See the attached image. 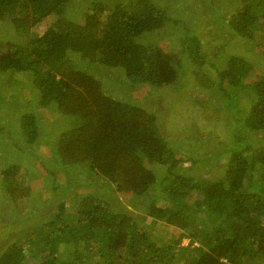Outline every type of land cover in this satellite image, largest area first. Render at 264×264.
Returning <instances> with one entry per match:
<instances>
[{"label":"trees","instance_id":"16d2710c","mask_svg":"<svg viewBox=\"0 0 264 264\" xmlns=\"http://www.w3.org/2000/svg\"><path fill=\"white\" fill-rule=\"evenodd\" d=\"M76 1L85 7L80 21L67 17ZM161 1L183 9L195 5L188 18L192 24L168 16ZM186 1L0 0V23L8 19L14 33L24 38L23 43H9L0 71L46 77L45 87L31 83L25 88L39 94L22 106L20 137L27 144L44 139L36 101L43 109L59 111L71 127L52 146L56 161L67 169L81 166L104 190L129 195L131 210L140 199H149L146 223L171 227L178 235L172 241L154 237L152 228H137L134 212L116 195L104 199L94 193L80 196L68 208L65 201L59 203L53 218L34 223L6 245L0 264H264V70L247 83L254 67L239 55H230L221 68L202 52L200 30L191 27L224 9L225 23L236 35L250 39L249 34H262L254 45L264 57V0ZM195 12L200 15L192 17ZM48 19L51 25L39 32ZM178 28L184 32L177 50L183 63L140 39L144 33L162 36ZM6 39L2 35L0 44ZM75 57L86 67L96 63L117 69L118 80L133 87L175 86L187 72L186 64L200 89H215L223 100L248 94L252 103L241 121L244 133L236 135L241 142L219 165L224 175L213 181L180 174L177 168L184 159L170 153L156 115L104 94L102 82L81 70ZM206 64L214 75L202 69ZM7 115L0 111L1 139L11 127ZM250 131L262 135L258 144L247 142ZM154 165L165 166L164 172L152 170ZM18 170L9 163L1 172V186L15 203L31 192L15 177ZM193 195L196 199L188 202ZM161 197L168 206L157 204ZM184 238L186 246L181 245Z\"/></svg>","mask_w":264,"mask_h":264},{"label":"rangeland","instance_id":"374dc122","mask_svg":"<svg viewBox=\"0 0 264 264\" xmlns=\"http://www.w3.org/2000/svg\"><path fill=\"white\" fill-rule=\"evenodd\" d=\"M181 1L183 2V0ZM206 1L211 2V0ZM166 2L161 1L160 6L164 8L165 13L168 12V16L180 20L181 24H192L188 18H190V7L195 5L189 7L186 4V9H183L177 7L175 3L168 4ZM190 2L189 0L188 3ZM197 3L203 5L204 0H198ZM84 8L78 1L74 2L67 9V17L74 21H80ZM223 10L221 9L219 14L214 12L208 16L202 15L203 23L195 22V26L191 27L193 30H200L198 36L202 40V52L206 53L208 57L210 56L214 60L213 62L217 61L221 68L225 66L230 55H239L250 61L254 67V75L247 79L248 83L264 70V57L258 53L254 45V41L261 40L262 34L259 31L249 34L248 38L250 39L236 35L225 23L229 18L226 11ZM195 14L200 15L199 12H195L192 17ZM51 22V19L46 20L39 27V32H43L46 27L51 25ZM221 22L224 23L223 27ZM0 28L3 33H0V40L2 35L7 37L0 44V57H2L9 55L10 42L23 43L24 38L14 33L8 19L0 23ZM182 30L183 28H178L174 33L167 32L162 36H159L158 33H144L140 39L145 43L160 46L166 53L177 55L183 63V58L177 53L179 40L184 37ZM74 59L81 70L102 82L101 90L104 94L156 115V121L161 126V135L166 139L170 153L181 161L184 159L177 168L180 174L213 181L224 175L225 168L219 165L227 161L230 149H234L241 142V139L236 142V135L244 133L241 121L252 103L248 94L240 92L238 96H231L223 100L215 89L207 91L200 89L193 83L191 70L186 64L184 65L187 72L175 86L157 88L139 85L133 87L128 82L118 80L117 69L99 67L96 63L91 67H86L81 60L76 57ZM81 66L83 67L81 68ZM202 69L214 75V69L208 64L204 65ZM99 74L101 75L99 76ZM45 79L46 77L32 79L26 72L9 71L4 73L0 71V92H3L1 95L4 96L0 111L2 114H9L5 118L10 120L9 124H11V127L10 125L6 127L9 132L3 135L2 139L0 138V252L13 239L17 240L19 234L27 231L34 223L53 218L52 215L56 213L59 203L65 201V207L68 208L69 205L78 201L80 196L94 193L100 194L104 199L107 198V195L112 199L116 195L121 200V205L134 212H132V216L136 219L138 229L150 231L152 228L154 237L164 241L174 240L178 235L173 228L162 227L155 224L154 221L146 223L149 199H140L138 205L132 207L131 210L130 203H126L127 201L132 202L129 195L121 196L118 192L104 190L94 182L96 179L92 178L81 166L67 169L56 161L55 149L52 146L55 145L58 135L71 127L66 117H63L59 111L53 108L43 109L36 101L39 108L37 110L39 117H36V120L38 125L42 124L43 133L41 134L44 139L42 142H37L38 139L32 144H27L20 137L18 119L25 111L22 106L26 101L31 100V95L39 94V91L36 90L31 94L25 88L27 85L31 88V83L37 88H43L46 86ZM14 92L15 96H13ZM8 127L10 128L8 129ZM249 134L247 142L258 144V138L262 135L260 133L253 134L251 131ZM9 163L17 164L19 170L15 177L18 176L21 184L25 187L29 186L31 189L29 197L22 198L16 203L1 186V172ZM150 168L160 173L165 170V166L162 165H154ZM196 197L193 195L188 202L193 201ZM157 204L162 207L168 206V200L161 197ZM140 222H144V225L140 226L138 224ZM187 243V239L184 238L181 245L186 246ZM71 251L74 253L73 250Z\"/></svg>","mask_w":264,"mask_h":264}]
</instances>
